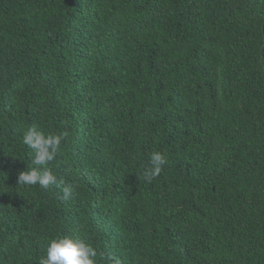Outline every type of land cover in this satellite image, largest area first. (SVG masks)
Segmentation results:
<instances>
[{"label": "trees", "instance_id": "obj_1", "mask_svg": "<svg viewBox=\"0 0 264 264\" xmlns=\"http://www.w3.org/2000/svg\"><path fill=\"white\" fill-rule=\"evenodd\" d=\"M33 125L66 134L59 187L17 184ZM65 235L98 264H264V0H0V264Z\"/></svg>", "mask_w": 264, "mask_h": 264}, {"label": "clouds", "instance_id": "obj_2", "mask_svg": "<svg viewBox=\"0 0 264 264\" xmlns=\"http://www.w3.org/2000/svg\"><path fill=\"white\" fill-rule=\"evenodd\" d=\"M65 133H47L38 126H30L22 136L23 144L34 153L31 157L35 167L27 166L17 175V184L39 186L48 189L50 185L60 186L58 176L47 167L61 151ZM168 163L166 154L154 151L150 154L149 164L142 175L151 183ZM74 195L72 186L63 187L62 199L67 201ZM99 253L92 245L74 235L58 236L49 240L39 264H98Z\"/></svg>", "mask_w": 264, "mask_h": 264}]
</instances>
